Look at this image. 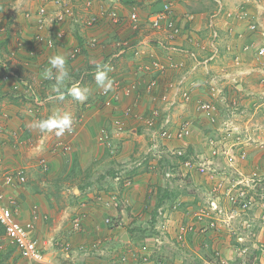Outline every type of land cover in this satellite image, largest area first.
Listing matches in <instances>:
<instances>
[{
  "label": "crops",
  "instance_id": "crops-1",
  "mask_svg": "<svg viewBox=\"0 0 264 264\" xmlns=\"http://www.w3.org/2000/svg\"><path fill=\"white\" fill-rule=\"evenodd\" d=\"M142 1L110 0L109 6H115L122 15L126 16L124 13L132 10L133 4H140ZM150 1L149 10H152L155 0ZM165 1L163 0L161 5ZM225 1V9L230 10L232 3L229 4ZM195 2L193 0H176V13L181 19L183 26L186 27L187 24L190 27L191 36L185 34L187 30H184V33L176 42L181 51L171 52L172 56L167 50L160 48L158 45L143 44L141 47L145 48L147 46V48L145 51L142 50L139 55L132 52L133 54L129 56L127 55L128 52H126L114 58L111 48H95L86 49L82 55L75 59H70L72 48L84 43L85 39L96 36L106 44L111 45L112 41L127 37L130 34V29L128 27L123 28V23L109 27L98 25L97 27L89 28L85 27L84 24H74V21H65L60 26L66 32L64 40L59 41L53 49H42L40 54L32 57L29 55V49L32 47L31 44L33 42L29 44L28 40L34 34V24L24 18V15L18 16L19 21L23 17L21 22L17 20V15L13 14L15 5L12 6L13 8L10 7L14 1L0 0V62L4 59H13L9 62L13 71V75L9 79L3 78L5 70L2 68V63H0V125L2 127L0 132V193L3 194L5 198L3 200L6 204L17 208L19 220L25 222L33 219L35 235L43 241L44 251L48 257V261L45 263L31 262L23 257L16 247L4 240L1 234L0 264H113L114 260L116 261L122 254H128L133 250L150 255L151 264H157L162 259L175 261L178 264H264V148H262L263 145L261 144L264 140V117H260L259 112L257 113L258 107L261 106L260 103H262V100L264 102V73L262 63L257 59L251 64L247 62V59L250 58L249 54L252 53L242 50L243 44H247L244 41L247 39L242 31L247 29L248 24H246V20H239L235 15L233 16L234 19L226 16L225 13L216 17L215 24L220 34L219 45H221V42L223 44L229 41L238 43L234 47H237L240 53L242 50L243 55L240 56V53H238L235 62L229 64L228 60L224 58L227 55L222 49L210 61V66L213 71L225 78L223 79V84L227 90L232 88L231 96L240 98L239 109L241 107L243 108L241 109L242 112L248 111V114L237 111L236 114L238 115H234L230 120L234 125L233 122L239 119H246L243 124V130H241V133H243L241 134L242 137L238 136L237 140H235V144L238 147L232 150L234 154H245L246 158L233 157L230 159L222 154L217 160L214 158L216 160L215 165L219 170V175L214 179L199 173L195 169L187 171L184 166L178 163L175 171L169 166L160 167V165L153 170L146 168L148 171L138 169V173L134 174V181H136L132 185L126 186L124 182L121 185L117 182L114 184L115 189H117L115 193L121 202V207L119 208L110 207L106 203V201L110 200L108 194L114 191H111L113 189L109 188V184L103 181L107 177L98 176L99 174L97 177H93L94 171H96L95 166L90 168L88 165H80V162H77V159L74 160V158L70 162L58 153V155H51L50 159L45 161L46 168L44 165L42 167V164H40L41 166L39 165L43 171L48 172H44L47 178L43 180L38 175L42 173V170H40L41 173L37 171L38 160L36 159V162L35 160L33 161L34 157H39L37 150L42 145L43 148L48 150L50 145L59 138L54 132L41 134L38 130L29 128V124L36 119L46 118L57 109L70 112L74 121L73 128L71 132H65L62 136L67 140L70 138L69 140H72V144L75 145H79V141L82 142L84 140V142H87L90 139L99 143L100 131L95 125L96 119L99 122L100 120L105 122L108 119L114 122V120L120 119L117 117V111L113 110V113H109L105 117L101 109H95L96 105H102V100L101 98L98 100V95L97 99L92 95V98L86 102L79 103L75 101L74 104L71 97H66L63 101L49 99L53 82L42 79L40 73L48 66V57L50 55L63 54L67 57L71 76L70 84H78L89 88L94 87V66L96 63H101L108 64L111 67L112 70L109 75L110 77L115 75V79L130 81L140 77L142 80L159 77L160 83L155 93L158 92L160 94L170 83L176 82L194 64L195 60L190 58L183 50L193 49L201 60L211 55L210 52H208V56L202 55V50L208 48L207 45L212 35L211 28L209 27L207 36L209 40L201 36V29L206 24L208 14L211 16L215 9L211 13L203 10L196 12L194 11L196 9L194 7ZM242 2L249 12L250 10L254 12L255 7L260 8V11L255 10L256 12L254 16L252 15V18L264 28V23L262 22L263 14H261V11L264 10V1L253 0L254 4L252 2L249 8L247 7V4H249L247 1ZM40 3L41 0H34L33 7L24 6L23 9L36 10ZM35 4L37 5L34 6ZM225 4L228 7L230 5V8H227ZM237 9L235 10L236 12ZM224 22H226V27L229 29L234 28L227 35ZM18 30L24 32L25 42L28 43H25L24 47L18 46L17 40H15ZM44 31L49 35L53 34L54 29L46 28ZM192 37L199 41L198 44L200 46H195L191 43ZM223 37L225 38L223 39ZM250 37L254 41L251 43L260 44L262 42L260 32H255ZM153 46L155 47L153 48ZM229 47L231 51L232 46ZM157 48H159L158 51L155 50ZM133 57L139 62H133ZM170 57L175 60H185L186 67L183 70L168 69L160 74L158 72L145 73L141 68L144 67V64L147 65L154 59L167 63ZM219 61H221L222 67L218 66V68H215L214 63ZM27 62L28 65H25ZM138 63L143 65L139 66ZM139 73L141 76L138 75ZM85 77L86 79L84 80ZM205 79L206 72L202 66L191 73L188 82L194 96L205 99L211 97L204 84ZM89 82H91L92 86L87 84ZM233 84L235 85L234 88ZM253 87L258 92L256 90L253 92ZM139 101L142 102L139 103ZM132 102L133 98H126L121 106L124 107ZM144 102L147 106L151 105V108L154 105H159L153 103L149 93H141L136 98L135 114L132 117L120 119L124 126L131 127L130 132L132 134L124 136L126 132H123V130V135L116 140L119 145L122 143L129 150L131 149L128 144L130 142L133 143L132 147L136 146L141 150L145 147L144 151L147 149L146 143L145 145L143 143L145 125L140 118L136 117L137 115L150 112L144 106ZM189 106L194 107L192 103ZM176 108L173 111L175 123L173 130L176 129L177 124L181 121L190 122V115H198L195 112L191 114L189 111L184 109L176 110ZM255 115L259 117L257 121H260L256 125L261 128H252L250 125L252 124V117ZM202 119L207 123L206 119ZM190 124L192 125V122ZM241 124L234 125L235 129L242 127ZM192 127L193 132L189 138L179 141L173 140L169 144L185 147L193 155L209 156V150L202 139L194 138V134H201L202 131L204 133L209 130L205 128L202 131L198 130L197 125L196 127L192 125ZM138 128L140 131H138ZM30 140L34 141L33 145L35 148L33 149L28 147L32 144H29ZM113 140L110 143V147L112 144L115 147ZM118 144H116L117 147ZM142 145L143 148H141ZM29 148L32 149L31 152H27L30 151ZM51 150V154H53L54 151L53 149ZM112 150L110 148V151ZM71 154L74 156L75 153ZM125 157L123 154L117 156L116 164ZM111 160H113V157H111ZM33 162H35L37 167L33 165ZM115 167L117 174L126 176L125 171L132 172V170L121 169L118 165ZM19 168L24 170L27 183L23 184L24 186L7 185L5 183V174ZM152 171H162L166 178L161 177V181L156 175H153L156 173ZM168 171L172 172L169 175L171 179L165 174ZM173 171L176 173V177H179L175 181V173ZM254 172H258L260 180L252 184V186L245 187L248 191V196L254 198L250 209L241 210L240 212L235 211V213L229 210L228 213L221 214L218 217V228L216 230L201 232L198 227L188 235L186 241L181 242L177 238V231L180 225L190 221L199 207L207 204L210 200L216 199L222 207L230 209V204L224 195L217 196V194L213 193L216 180H223L226 185L225 188H227L230 187L233 181L252 177ZM115 179L118 181L119 176L115 177ZM244 184L238 187L243 188ZM71 185L74 186L72 191L74 193L73 198L68 196L69 186ZM81 186H84V188L80 189L79 187ZM89 190L96 195L90 194ZM103 190H105L107 195L103 196V200H99L98 198L101 196L99 194L103 193ZM80 211L85 214L84 222L87 234H80L74 231V215L81 214ZM105 213H113L118 216V219L113 224L106 223V227L110 229L108 231H105L104 227L102 228V222L105 224ZM122 214L126 215L122 216ZM140 224L144 231L136 230L131 234L130 231L139 227ZM102 229L104 232H100ZM125 232L128 233L129 238L123 241L122 236ZM96 238H99V242L92 244ZM102 239L105 242L103 246L105 248L97 249ZM68 241L72 244L69 249L63 245V243ZM80 247L88 248L87 253H89L90 249H94L88 255ZM131 260L134 261L132 257H129L128 263L123 264H136V262Z\"/></svg>",
  "mask_w": 264,
  "mask_h": 264
},
{
  "label": "built area",
  "instance_id": "built-area-1",
  "mask_svg": "<svg viewBox=\"0 0 264 264\" xmlns=\"http://www.w3.org/2000/svg\"><path fill=\"white\" fill-rule=\"evenodd\" d=\"M218 1V9L209 17V26L211 28V37L209 40L210 53L211 55L205 59H199L196 51L193 49L183 50L188 54L190 58L195 60L194 64L189 70H187L181 77L173 83H170L165 90L160 94L155 93L159 86V77H153L149 80H142L141 77L133 79L130 81H125L122 79L113 80V89L104 94L100 91V96L102 98V103L107 108H116L118 105L126 98H133V102L126 105L122 109V113L125 117L133 116L135 114V103L136 98L141 93H149L152 100L159 104L152 108L148 114L137 115L143 123L147 126L149 135V146L145 151V156L142 162L143 165L147 164L148 168L151 170L155 169L158 163L156 159H161L164 154H170L178 159V163L184 166L187 171L195 169L201 174H205L208 177L214 179L219 175V170L215 165V159H217L221 154L229 157H239L240 159L246 158L245 154H234L233 145L226 146L224 140H219L217 137H210L208 140L207 147L209 150V156L196 154L193 155L187 152L185 147H169V142L172 140H184L192 135V127L189 121H181L177 124L176 129L174 128V114L173 111L175 107L182 105L186 106L189 103H193L196 111L202 117L207 119L210 123L217 124L219 122V106L216 103L217 100L221 101L224 112L226 113L227 122L230 121L234 115H236L240 103L237 102L235 98L229 95L226 91L225 85L223 84V76L216 73L211 69L210 61L213 60L219 54V32L216 27L215 21L224 9L223 1ZM176 0H166L162 7L148 15H141L137 10L136 4H133L131 12L129 14L122 15V13L115 8V6L104 7L102 4L97 5L93 0H88L85 4V10L88 11L86 18L83 19V24L85 27H97L98 25L105 22L110 26H115L118 24H126L131 29V34L127 37L114 40L111 45L106 44L98 37H90L85 39L84 43L78 44L72 48L70 52V58L75 59L80 56L85 50L102 48L113 50V56H119L129 50L134 54L139 55L142 50H140L143 44H156L160 48L167 50L170 55L171 52L181 51V48L176 44L177 40L182 36L185 30V26L181 23V19L176 13ZM86 11V12H87ZM234 11V10H233ZM226 11L225 14L228 16L235 15L239 20L249 21L250 12L245 8L241 7L240 11L237 13L234 11ZM27 20L34 23L35 32L28 40L29 44L33 42L32 47L29 49V55L32 57L37 56L41 53L42 49H53L56 47L59 41H63L66 32L60 28L61 24L70 18L71 21L79 22L78 12L72 5H68L65 0H41L40 5L35 11L27 12L25 14ZM149 26L150 33L142 38L133 35L139 34L140 31L145 30V25ZM54 29L53 34L47 35L45 29ZM249 29L251 31H256V25L254 23H249ZM263 41L255 48V54L257 59L261 61L264 73V31L261 33ZM134 38H136L134 40ZM139 38V39H138ZM136 41V42H135ZM195 46H200L199 41L192 37L190 40ZM28 44L25 42L24 34L17 39V44L20 47ZM254 48L253 43L245 44L244 50L250 51ZM116 50V52H115ZM172 56V55H171ZM13 58V56H11ZM113 58V57H112ZM13 59H4L1 61L2 68L5 70L4 79H9L13 75L11 66L9 62ZM28 65V62L25 63ZM204 68L206 72L205 86L207 87L211 97L203 98L194 96L192 89L190 87L189 78L191 73L197 71L200 67ZM186 67L185 60H175L170 57V60L165 63L158 59H154L144 67H141L145 73H164L168 69H178L183 70ZM140 79V80H139ZM231 96V98H230ZM224 118V119H225ZM118 128L121 129L119 121ZM219 129H223L220 127ZM2 127L0 125V132ZM100 134L103 137V142L107 145L111 143V134L106 128H101ZM57 146L62 150L70 151V142H64V140H59ZM184 158V159H183ZM215 158V159H214ZM46 168V163L43 164ZM172 172H165L166 176H169ZM26 175L23 169H15L7 172L5 174V183L7 185H18L23 184L26 181ZM246 180V181H245ZM260 177L257 172H254L252 177L233 181L230 187H226L223 180H216L215 187H213V193L218 195H224L230 204V209L224 208L219 204V201L213 199L209 201L208 204L201 206L193 215L190 221L181 224L178 231L177 237L181 242L186 241L189 234L194 232L196 228L199 227L201 232H206L208 230H216L218 228V217L221 214L228 213L229 210L241 211L248 210L252 207L254 198L248 196V191L245 187L252 186L255 184ZM133 182V178L128 177L125 180V185L130 186ZM245 182V184H244ZM245 185L243 188L238 187L239 185ZM3 194L0 193V224L4 227V240H6L10 245L16 247L20 254L31 262L45 263L48 261L46 252L44 251L43 241L40 240L35 234V223L33 219L28 221H21L17 217V208L2 203L1 199ZM99 200L102 199L100 196ZM117 198L115 195L111 196V200L107 203L115 207L118 206L116 202ZM85 214L81 213L74 217L73 227L74 230L82 231L84 230L83 216ZM64 247L71 248L70 242L63 243ZM129 257H132L137 264H151L152 261L150 256L147 254H137L129 253L125 254L121 260L123 262L128 261ZM157 264H178L174 261L161 260Z\"/></svg>",
  "mask_w": 264,
  "mask_h": 264
},
{
  "label": "rangeland",
  "instance_id": "rangeland-1",
  "mask_svg": "<svg viewBox=\"0 0 264 264\" xmlns=\"http://www.w3.org/2000/svg\"><path fill=\"white\" fill-rule=\"evenodd\" d=\"M2 1V0H1ZM12 1H14V3H12L11 4V6L10 7H12V6H14V8H13V14H16L17 15V20L19 21V18H18V16H23L24 15V18H26L25 17V14L27 13V12H29V11H31V13L33 12V11H35L34 9H32V10H28V9H23L24 8V6H27V7H33V4H34V0H12ZM66 2H67V4L68 5H72L74 8H75V10L78 12V19H79V22H74V24H83V19L84 18H86V16H87V14H88V11L87 10H85L86 8H85V4H86V2L88 1V0H65ZM94 1V4H95V8H96V6L97 5H103L104 7H107V6H109V2H110V0H93ZM144 1H147V0H143L142 1V3H140V4H136V7H137V10L139 11V13L141 14V15H147V14H149V12H151V10H149L150 9V7H149V4H151V1L149 0L148 2H144ZM193 1H196L195 2V10L194 11H196V12H198V11H201V10H203V11H208V13H211V11H213L214 9H215V5H212V0H193ZM223 2L225 1V0H222ZM229 4H231V9L229 10L228 9V11H235L236 10V8H240V7H242L243 6V2L242 1H247L249 4H247V7L249 8L250 6H251V4H252V2H253V0H226ZM225 1V2H226ZM231 1V2H230ZM255 1V0H254ZM264 1V0H263ZM17 2V3H16ZM37 2V1H36ZM18 4V5H17ZM253 4H254V2H253ZM37 4H35L34 6H36ZM226 5V4H225ZM16 6H19V7H16ZM9 7V8H10ZM16 7V8H15ZM98 7V6H97ZM226 7L227 8H230V5H229V7L226 5ZM258 7H255V10H259L260 11V8H258ZM239 10H241V9H239ZM254 10V12L252 11V10H250V21H246V24H248L247 25V29H245L244 31H242L243 32V35L246 37V39L247 40H244L246 43H250V42H254V41H252L253 39L250 37L253 33L255 34V32H253V31H251L250 29H249V23H254L255 25H256V28H257V30H256V32H260V34H261V32L264 30V28L261 26V24L258 22V21H256L254 18H252V15L254 16V13L256 12ZM87 11V12H86ZM131 10H128V12L127 13H124V14H129V12H130ZM233 11V12H234ZM23 13V14H22ZM259 14V13H258ZM261 14H263L262 16V22L264 23V10H262L261 11ZM261 14H259V15H261ZM222 15V14H221ZM226 16H228L227 14H226ZM234 15H231V16H228V17H231V18H233L234 19V17H233ZM209 17H210V15L208 14V16H207V18H206V24L204 25V27H202V29H201V32H202V34H201V36H203V38H205V39H208L209 40V38H207V36H208V30L210 29L209 27L210 26H208V24H209ZM23 20V17H21V19H20V21L19 22H21ZM232 20V19H231ZM67 21H71V19L70 18H67L66 19V22ZM243 21H245V20H243ZM238 22H241V21H238ZM101 25H105V26H110V25H108V24H105V22H103L102 24H100L99 26H101ZM124 25V27L123 28H126V27H128L129 29H130V27L128 26V25H126V24H123ZM224 25H225V28H226V30H227V33H226V35L230 32L231 33V31L234 29V28H231V29H229L228 27H226V22H224ZM258 25H259V28H258ZM228 26H230V25H228ZM65 28V27H64ZM145 30L144 31H140V33L139 34H136V35H133V36H140V38H142V37H144V36H146V35H148V36H150L149 35V33H150V29H149V26L146 24L145 25ZM190 27L186 24V27H185V30H187L186 32H185V34H187V35H190L191 36V31H190V29H189ZM19 29V28H18ZM22 29V28H21ZM66 29V28H65ZM20 31H22V30H20ZM20 31L18 30V33L16 34V37H15V40H17L18 39V37L21 35L20 34ZM23 32V31H22ZM225 32V31H224ZM24 33V32H23ZM130 34H131V29H130ZM29 35V34H28ZM259 35V34H258ZM225 36V35H224ZM225 37H223V39H224ZM238 38H239V36H238ZM139 39V38H138ZM224 42V41H223ZM257 43V42H256ZM208 44V43H207ZM220 44V43H219ZM235 44H238V43H234V42H226V43H223L222 44V42H221V45H219V52L222 50V49H224V53H226V57H224L225 59H227L228 60V62H229V64H232V63H234L235 62V60H236V55L238 54V53H240V52H238L239 51V49L236 47H234V45ZM245 44V43H244ZM244 44H243V46H244ZM254 44V43H253ZM258 44V43H257ZM257 44H255L254 45V47H257L258 45ZM149 45H153V43H150ZM156 45V44H155ZM208 46V48H205V49H203L202 51V55H206V56H208L207 54H208V52H211V51H209L210 50V45L208 44L207 45ZM229 46H232V50L230 51V47ZM243 46H242V50H243ZM155 46H153V48H154ZM234 47V48H233ZM146 48H147V46L144 48H142V47H140V50H146ZM158 49L159 48H157V49H155V50H157L158 51ZM238 49V50H237ZM242 50H241V53H240V56L241 55H243L242 54ZM254 50V49H253ZM253 50H252V52L251 51H247V52H250V53H252V54H249L250 55V58L249 59H247V62L249 63V64H251V63H253V62H255V54L253 53ZM150 51V50H149ZM243 51H245V50H243ZM128 53H127V55H129L130 56V54H133L132 53V51L131 50H129V51H127ZM159 53H161L160 51H159ZM83 54V53H82ZM81 54V55H82ZM162 55H163V52H162ZM200 55V54H199ZM210 55V54H209ZM206 56H203V57H206ZM117 57V56H116ZM115 56H114V58H116ZM113 58V59H114ZM134 58V57H133ZM132 58V60H134L133 62H135V61H137L135 58L133 59ZM152 58H154V57H152ZM242 58V57H241ZM137 62H139V61H137ZM232 62V63H231ZM142 63H138V65L139 66H142L141 65ZM214 65H215V68H218V66H220V67H222V64H221V61H219V62H215L214 63ZM223 66H225V65H223ZM30 72V71H29ZM138 75H140L141 76V74L139 73ZM131 78H132V76H130ZM139 77V76H138ZM152 77V76H151ZM112 79H115V75L114 76H112L111 77ZM86 79V77L84 78V80ZM249 83H250V81H248ZM83 84V83H82ZM81 84V85H82ZM87 84H89L90 86H92V84H91V82H89V83H87ZM252 85H254V84H252ZM233 86V88H234V84L232 85ZM91 89V93H90V98L89 99H91L92 98V95H93V97H95L96 99H97V95H98V100L100 99V91H101V89H98L97 87H96V85L94 84V87H92V88H90ZM253 92H254V90H256V92H258V90L257 89H254V87H253ZM99 91V92H98ZM227 91V93L230 95V93L232 92V88H230L229 90H226ZM255 92V93H256ZM158 94V93H157ZM252 96V95H251ZM254 96V95H253ZM233 98H235L236 100H237V102H239L240 103V98H236L235 96H232ZM230 98H231V96H230ZM69 100V99H68ZM68 100H66V102H68ZM74 100H73V104H74ZM91 102H92V100H91ZM138 102V101H137ZM142 101H139V103H141ZM153 103L154 104H157V103H155L154 101H153ZM217 104H219L220 106L218 107L219 109V114H220V118H219V122L217 123V124H213V123H210L207 119V123H205V121H203V119L202 118H204V117H202L200 114H198V115H194L193 113L195 112V113H197L196 111H195V109H194V107L193 106H185V107H183L182 105L181 106H179V107H175L176 108V110H180V109H184V110H186V111H189L191 114H193V116L192 115H190L191 117H189L190 119H191V121L190 122H192V125H194L195 127H196V125L198 126V130H203L204 128L205 129H207V130H209L208 132H204V133H207V134H204L203 133V131L201 132V134H198L197 133V135L196 134H194L195 136H194V138H200V140L202 139V141L204 142V144H205V146H207V144H208V140H209V138L210 137H216L217 136V138H219V140H224V142H225V144H226V146H231V145H233V148L235 149V148H237L238 147V145H236L235 144V140H237V137L238 136H240V137H242V135L241 134H243V133H241V130H243L242 128H243V124H244V122H245V118L244 119H239L238 121H236V122H233L234 123V125H240V123H242L241 125H242V127L240 128H237V129H235V126L231 123V122H227V123H225V120H226V113L224 112V107H223V105H222V103H221V101L219 100H217V102H216ZM143 104H145L144 106H146V108H147V110H150L151 111V109L152 108H154L155 106H157V105H154L152 108H151V105H148L147 106V104L144 102ZM261 104V106L260 107H258V109H257V113L259 112V114L261 115L260 117H264V102H263V100H262V103H260ZM134 107H135V105H134ZM73 108V107H72ZM90 109H92V107H90ZM95 109L96 110H100L101 109V111L103 112V114H104V116L106 117L109 113H113V111L111 110V109H107V108H105V107H103V105H101V104H99V105H96L95 106ZM241 109H243V108H241L240 107V109L238 110V112L240 113V111H241ZM148 112V111H147ZM116 113H119V114H117V117H120L122 114L118 111V112H116ZM241 113H244V114H248V111H244V112H242L241 111ZM236 115H238V114H236ZM234 117V116H233ZM248 117V116H247ZM225 118V119H224ZM241 118V117H240ZM205 119V118H204ZM257 119H259V117H257V115H255L254 117H252V121H251V123L253 124V126H252V124H250L251 125V127L252 128H261V127H258V125H256L258 122H260V121H257ZM97 121V122H96ZM96 121H95V125H96V127H97V129L98 130H100L101 128H106L107 130H109V131H111L112 132V135H113V138H114V145H115V147L113 146V144L111 145V147H108V145H107V143L106 142H103V137L101 136V134H99L100 135V137L98 138V141H99V143L97 142H95L94 140H92V139H90L89 141L87 140V142H84V140L82 141V142H80L79 141V145L77 144V145H75V144H72V140H67V139H65L63 136L62 137H59V138H57V141L55 140V142L54 143H52L51 145H50V147L48 148V150L47 149H45V148H43V145H42V147H40V149L39 150H37L38 151V156L39 157H34V155H32L33 157H34V159H33V161L35 160V162H36V159L38 160V168H37V171L39 172V173H41L40 172V170H42L41 169V165L40 164H42V167H43V164L45 163V161L46 160H49L50 158V156L51 155H58V153L63 157V158H67V160H69L70 162H71V159H73L74 158V160H76L77 159V162H80V165H84V166H89L90 168H91V166H95L96 167V171H94V176L93 177H97V175L98 176H104V177H107V178H104L103 179V181L105 182V183H107V184H109V188H111V189H113V190H111V191H114V193H115V191L117 190V189H115V187H114V184H115V182H117L116 181V179H114V173H116V167L115 166H119L121 169H131V170H137V169H143V168H145V167H142V166H144L143 165V163L142 164H140V162H142V160L144 159V156H145V151H144V149H145V147L143 148V145L141 146V148H143L142 150L140 149V148H138V147H132L133 146V143L132 142H130V143H128L129 144V147L131 148L130 150L128 149V147L127 146H125L124 147V145L122 144V143H120V145L118 144V142H117V140L116 139H119L123 134H122V132L121 131H119V132H116L114 129H115V124H114V122H113V120H110V119H108V120H106L105 122L103 121H101L100 120V122L96 119ZM115 121V120H114ZM192 125H191V127H192ZM144 127V126H143ZM220 127H222L223 129H219ZM130 128L131 127H129V126H124V131L123 132H126V134H124V136H128V135H131L132 133L130 132ZM245 128V127H244ZM192 130H193V127H192ZM143 131H144V145H145V143H146V146L148 145V142H149V139H148V136H147V134H146V132H148L147 131V129H146V125H145V129H143ZM233 132V133H232ZM195 133H196V131H195ZM207 135V136H206ZM117 137V138H116ZM193 137V136H192ZM236 137V138H235ZM189 138V137H188ZM58 139L59 140H64V142H70V144H71V150L70 151H65V150H62L60 147H58L56 144L58 143ZM115 140H116V143H115ZM186 140V139H185ZM102 142V143H101ZM120 142H122V141H120ZM251 142H253V141H251ZM30 143H32L30 146H28V147H32V149L33 148H35V146L33 145V143H34V141L33 140H30V142H29V144ZM78 143V142H77ZM101 143V144H100ZM116 144H118V147L116 146ZM252 144H254V143H252ZM261 144L263 145L262 146V148H264V140L261 142ZM38 146V145H37ZM86 146H88V148H86ZM120 146V147H119ZM171 148H172V144L171 145H169ZM173 146H175V145H173ZM191 146V145H190ZM110 148L111 149H113L112 151H110ZM207 148H209V147H207ZM206 148V149H207ZM30 149V151H27V152H31L32 151V149L31 148H29ZM51 149H53V151H54V153L53 154H51L52 152V150ZM56 149V150H55ZM132 150V151H131ZM75 153L74 154V156H72V154L71 153ZM28 154V153H27ZM120 154H123V155H125L126 157L123 159V160H121V161H119V163L117 162V164H116V158H117V156H119ZM49 155V156H48ZM95 156H96V159H95ZM111 157H113V160H111ZM218 159V158H217ZM216 159V160H217ZM64 160V159H63ZM162 160V161H161ZM65 161V160H64ZM155 161H157L158 162V166L160 165V167H164V166H166V164H170V165H172L173 164V162H175V156H172V155H164L161 159H156ZM35 162H33V165L35 166V167H37L36 166V164H35ZM40 165V166H39ZM139 166V167H138ZM133 168V169H132ZM44 172H47V171H43L42 170V173L41 174H38L39 176H40V178L41 179H43V180H46V178H47V176H45V174L46 173H44ZM152 172H155V171H152ZM48 173V172H47ZM146 173H148V172H146ZM156 174H153V175H156L160 180H161V177L162 178H166L164 175H163V172L161 171H156L155 172ZM173 173H175L174 171H173ZM258 173V172H257ZM92 177V178H93ZM175 179H174V181L175 180H177V179H179V177H176V173H175ZM169 179H171V177H168ZM100 179V178H99ZM136 181V180H135ZM135 181L133 182V183H135ZM162 181V180H161ZM27 183V182H26ZM72 183V182H71ZM110 184H112V185H110ZM25 185V184H24ZM23 185V186H24ZM73 188H74V186L73 185H71V186H69V195L68 196H72V198L74 197V193L72 192L73 191ZM75 188H78V187H75ZM104 189H105V187H104ZM93 191H95V189H93ZM104 192L103 193H100L99 195H102V197L103 196H106L107 194H106V192H105V190H103ZM90 194H92V195H96L94 192H92V191H88ZM3 199H5L4 197L1 199V202L2 203H5L4 202V200ZM111 207V206H110ZM113 208H115V207H113ZM80 210V209H79ZM81 213H82V211H80ZM76 215H78V214H75L74 215V217L76 216ZM87 216H88V214H86ZM123 215H126V214H122V216ZM73 217V216H72ZM71 217V218H72ZM70 218V219H71ZM104 218H105V224H103V222H102V228L104 227L105 228V231H108V230H110V229H108V227H106V223L108 224V222H107V219L108 218H110V220H113V222H115V220H117V218H118V216H117V214H113V213H105V215H104ZM113 218H115V219H113ZM83 223H84V230H82V231H78V230H74L75 232H77V233H80V234H87L86 233V228H85V215L83 216ZM100 232H104L103 231V229H102V231H100ZM99 236V235H98ZM98 239L99 238H96L95 240H93V243L92 244H94L95 242H99L98 241ZM102 241V242H101ZM69 242V241H68ZM105 242L103 241V239L102 240H100V244H98V247H97V249H100V248H102L105 244H104ZM71 244V243H70ZM72 245V244H71ZM103 248H105V247H103ZM80 249L82 250V251H84L85 253H87V249L88 248H85V247H80ZM94 249V248H93ZM93 249H90L88 252L89 253H87L88 255H90L91 254V252H92V250ZM104 250V249H103ZM87 255V256H88ZM117 262H118V264H123V262L121 261V256L119 257V258H117Z\"/></svg>",
  "mask_w": 264,
  "mask_h": 264
},
{
  "label": "clouds",
  "instance_id": "clouds-1",
  "mask_svg": "<svg viewBox=\"0 0 264 264\" xmlns=\"http://www.w3.org/2000/svg\"><path fill=\"white\" fill-rule=\"evenodd\" d=\"M217 1V0H216ZM222 1V0H221ZM218 2V1H217ZM224 4V2H223ZM244 7V5L242 6ZM218 9V8H217ZM238 8L237 11H240ZM224 12H222L221 14L225 13L226 10L225 6L223 9ZM236 12V11H235ZM237 13V12H236ZM220 14V15H221ZM148 15V14H147ZM31 22V21H30ZM33 23V22H32ZM34 24V23H33ZM217 27V26H216ZM218 29V28H217ZM34 32H35V27H34ZM219 32V31H218ZM256 32V31H253ZM262 33V32H261ZM20 34H23V32L21 31ZM33 35V34H32ZM21 36V35H20ZM219 40H220V34H219V39H218V44H219ZM261 40L263 41V37L261 35ZM251 43V42H250ZM248 44V43H247ZM261 44V43H260ZM255 45V43H254ZM245 46V45H244ZM243 46V48H244ZM255 48L254 47L253 53L255 54ZM244 50V49H243ZM252 50H250L252 52ZM255 58L257 59V56L255 54ZM71 59V58H70ZM258 60V59H257ZM260 61V60H258ZM261 62V61H260ZM1 63V62H0ZM95 71H94V81H95V85L98 89H101L103 91L104 94H107L108 92H110L113 89V80L110 77L109 73L111 72V67L108 64H101V63H96L95 64ZM41 78L44 80H48V81H52V85H51V94L49 95V99H57L60 101H63L66 97H71L74 101L79 102V103H84L89 99L90 93H91V89L87 86H80L78 84H70V80H71V76H70V70L67 64V57L64 56L63 54H53L50 55L48 57V66L40 73ZM157 77V76H156ZM153 78V77H152ZM227 90V89H226ZM158 93V92H157ZM101 98V97H100ZM102 100V98H101ZM123 103V102H122ZM120 103L118 105V107L116 108H109L112 111H119L122 115L119 117L120 119L124 118L125 116L122 113V109L125 107H122ZM130 104V103H129ZM193 104V103H192ZM103 105V103H102ZM191 105V103H189L186 106ZM103 107H105L103 105ZM195 107V106H194ZM107 108V107H105ZM108 109V108H107ZM195 109V108H194ZM239 110V109H238ZM196 111V109H195ZM197 112V111H196ZM119 114V113H117ZM198 114V112H197ZM128 117H132V116H128ZM126 117V118H128ZM117 119L116 121H114L115 124V131L119 132V131H123L124 130V124L123 122ZM117 121H119L120 125H121V129L118 128V123ZM73 116L70 112L62 110V109H57L55 111H53L51 114H49L46 118H40V119H36L34 121H32L29 124V128L34 129V130H38L39 133L44 134V133H55V135L57 137L62 136L65 132H71L72 128H73ZM145 125V124H144ZM104 128V127H103ZM147 128V126H146ZM101 130V129H100ZM99 130V131H100ZM109 131V130H108ZM148 131V130H147ZM111 134V142L113 140V135L112 132L109 131ZM148 139H149V135L147 133ZM176 140V139H175ZM173 141V140H172ZM179 141V140H178ZM149 146V142L147 145V148ZM108 147H110V145H108ZM170 147V146H169ZM172 147H176L173 146ZM180 147V146H179ZM147 150V149H146ZM145 150V151H146ZM145 153V152H144ZM164 155H169L168 154H164ZM173 156V155H172ZM162 161V160H161ZM178 159L175 158V163L177 164ZM157 162V161H156ZM158 163V162H157ZM179 164V163H178ZM166 166H168L166 164ZM139 167V166H138ZM143 168L144 171H147L146 168H148L147 164H145ZM158 167V165H157ZM133 169V168H132ZM131 170V169H127ZM126 173V171H125ZM120 177L122 178H128L127 176H125L124 174H120ZM170 177V176H169ZM133 181L135 176H132ZM120 181V180H119ZM125 183V182H124ZM133 184V182H132ZM131 184V185H132ZM100 197V196H99ZM102 197V195H101ZM110 197V196H109ZM103 199V197H102ZM111 200V197H110ZM108 200V201H110ZM106 201V203L108 202ZM211 201V200H210ZM209 203V202H208ZM207 203V204H208ZM108 204V203H107ZM206 205V204H205ZM111 207H115L113 205H109ZM204 206V205H202ZM201 207V206H200ZM199 207V208H200ZM232 211V210H231ZM240 212V211H239ZM232 213H235L232 211ZM110 218L107 219V222L109 223ZM188 237V236H187ZM178 238V237H177ZM187 239V238H186ZM130 253H134L137 254V256L144 254V253H139L136 251H130ZM129 254V253H128ZM122 258V257H121ZM165 260V259H164ZM122 261V260H121ZM132 261V260H131ZM123 262V261H122ZM130 262V261H129ZM132 262H136L135 260ZM175 262V261H174ZM123 263H128L127 261L123 262ZM113 264H118L117 260L113 262ZM137 264V263H136Z\"/></svg>",
  "mask_w": 264,
  "mask_h": 264
},
{
  "label": "trees",
  "instance_id": "trees-1",
  "mask_svg": "<svg viewBox=\"0 0 264 264\" xmlns=\"http://www.w3.org/2000/svg\"><path fill=\"white\" fill-rule=\"evenodd\" d=\"M162 1L163 0H155L154 1V5H153V9L151 10V12H149V14H151V13H153V12H155V11H157V10H159L161 7H162V5H161V3H162ZM212 5H215V12H216V10H217V8H218V2L216 1V0H212ZM126 53V52H125ZM79 77V76H78ZM138 131H140V129L138 128ZM187 152L189 153V150L187 149ZM184 159V158H183ZM170 168H172V169H174V171L175 170H177L176 169V166H178V164H176L175 162H173V164L172 165H170V164H167ZM148 171V170H147ZM136 173H138V169L137 170H132V172L131 171H129V172H126V176L127 177H131L132 178V176H134V174H136ZM114 176L115 177H117V176H120V174H117V173H114ZM115 177H114V179H115ZM120 180V181H119ZM118 181H117V183L118 184H123V182H125V178H122V177H120V179H119ZM26 182L27 181H25L23 184H26ZM23 184H18V185H23ZM125 184V183H124ZM80 189H83L84 188V186H81V187H79ZM161 188V187H160ZM160 190V189H159ZM110 197L112 196V195H115L116 196V198H117V200H116V202L118 203V206H117V208H119V207H121V202L119 201V197H117V194L116 193H114V192H112V193H110V194H108ZM101 200H103V199H101ZM113 219H115V218H113ZM118 219V218H117ZM114 222H113V220H111V221H109V224L111 225V224H113ZM136 230H138V231H144V229L142 228V226H141V224H140V226L139 227H136V228H133L130 232H131V234L134 232V231H136ZM3 235L4 234V227L0 224V235ZM148 255V254H147ZM124 255L122 254V256L121 257H123ZM150 256V255H149ZM150 259H151V256H150ZM162 260H164V259H162ZM159 261H161V260H159Z\"/></svg>",
  "mask_w": 264,
  "mask_h": 264
},
{
  "label": "water",
  "instance_id": "water-1",
  "mask_svg": "<svg viewBox=\"0 0 264 264\" xmlns=\"http://www.w3.org/2000/svg\"><path fill=\"white\" fill-rule=\"evenodd\" d=\"M146 225V224H145ZM129 236H128V233H124L123 236H122V240L125 241V240H128Z\"/></svg>",
  "mask_w": 264,
  "mask_h": 264
}]
</instances>
